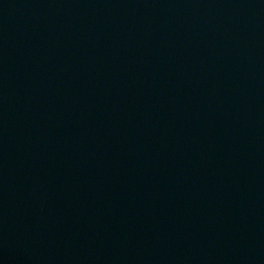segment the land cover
I'll use <instances>...</instances> for the list:
<instances>
[{
	"label": "water",
	"instance_id": "obj_1",
	"mask_svg": "<svg viewBox=\"0 0 264 264\" xmlns=\"http://www.w3.org/2000/svg\"><path fill=\"white\" fill-rule=\"evenodd\" d=\"M0 264H264V0H0Z\"/></svg>",
	"mask_w": 264,
	"mask_h": 264
}]
</instances>
